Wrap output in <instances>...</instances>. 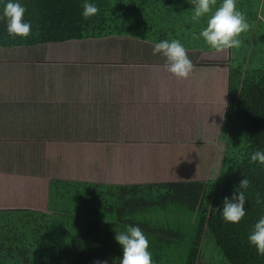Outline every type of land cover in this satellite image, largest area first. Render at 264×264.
Returning <instances> with one entry per match:
<instances>
[{
	"label": "trees",
	"instance_id": "1",
	"mask_svg": "<svg viewBox=\"0 0 264 264\" xmlns=\"http://www.w3.org/2000/svg\"><path fill=\"white\" fill-rule=\"evenodd\" d=\"M20 2L31 34L8 37L0 21V50L123 37L153 46L177 39L187 52L215 53L195 38L207 17L193 22L188 0H92L99 13L88 20L81 15L83 0ZM236 2L250 29L242 46L229 50L225 151L217 178L159 184L51 179L46 211L0 209V264H119L123 251L115 231L128 224L147 236L152 264H199L207 232L229 264H264L247 240L264 216V206L255 203L257 193L264 195V167L250 163V154L264 148V0ZM244 176L251 181L246 216L238 225L225 223L214 208L231 198Z\"/></svg>",
	"mask_w": 264,
	"mask_h": 264
},
{
	"label": "rangeland",
	"instance_id": "2",
	"mask_svg": "<svg viewBox=\"0 0 264 264\" xmlns=\"http://www.w3.org/2000/svg\"><path fill=\"white\" fill-rule=\"evenodd\" d=\"M152 49L153 45L133 38L72 41L25 50L23 64L3 62H16L17 59L11 57V50L0 51V100H8L9 96L42 106L57 101L52 88L58 82V74H63L69 67L73 69L69 75H73L78 67L81 66V70L93 65L91 71L95 77L109 78L118 64L130 62L135 65L140 62L136 67H129H134L130 75L143 73L144 84L151 83L153 96L152 106L147 107V120L152 119L149 123L136 130L110 131L115 140L121 139L120 133L121 137L128 135L127 142L119 146H123V153L113 151V147H110L113 152H109L107 147L111 143L101 142L109 139L105 131H99L89 143L65 137L68 143L47 148L41 145L29 148L12 139L16 137L13 133L9 138L12 140L0 138V209L46 211L51 179L107 183L106 172L111 170L123 172L126 175L124 181L129 184L217 178L225 151L221 132L229 105L231 52L187 53L193 64L192 73L187 79H177L166 70L165 58L153 55ZM17 52L20 51L14 53ZM31 55L36 61H28ZM48 65L52 67L47 68ZM124 83L116 82L114 87L103 88V92L122 90ZM166 89L169 90L165 93ZM172 95L175 103L190 104L192 116L189 120L191 113L186 105L174 109L169 104L168 108L164 107L163 103ZM66 96H72V92ZM159 101H163V108ZM160 114L166 116V120L161 121ZM0 134L5 135L1 130ZM32 154H35L33 160ZM28 158L30 161L22 160ZM199 264H229L209 232L203 241Z\"/></svg>",
	"mask_w": 264,
	"mask_h": 264
},
{
	"label": "crops",
	"instance_id": "3",
	"mask_svg": "<svg viewBox=\"0 0 264 264\" xmlns=\"http://www.w3.org/2000/svg\"><path fill=\"white\" fill-rule=\"evenodd\" d=\"M38 48L13 49L10 54L11 57L17 59L16 62H13V60H3V62L23 64L25 63L23 52L25 50H37ZM15 50L20 52L14 53ZM29 59L28 61L34 62L35 56L31 55ZM41 62L43 61L41 60ZM46 62L47 60L44 63ZM139 63L136 65L133 62L128 65L125 63L118 64L114 75H110L109 78L95 77V73L91 71L94 69L93 65H88V67H84L81 70L79 69L81 68L80 66L74 70L73 75H69L73 70L69 67L63 74H58V82L52 88V92L56 94L57 101H51L42 106L31 102L14 100L7 96L8 100H0V130L5 134H0V138L9 139L13 133L16 137L12 139L20 144L27 145L29 148L37 145L46 146L47 148L57 143H68L64 139L65 137H73L89 143L91 138L94 140L93 137L99 131H105V136L109 139H102L101 142L111 143L107 147L109 152H113L115 149V152L123 153V146H119L127 142L126 137L128 135L124 137L122 134L121 137L120 133L118 137L121 139L115 140L110 131H129L133 128V130H136L137 127L146 125L152 120H147V107L153 104L151 83L148 85L144 84V74H140V71L139 74L130 75V72ZM130 66L134 67L129 68ZM46 67L50 68L52 65ZM119 81L125 82L124 89L111 93L103 92V88L112 87L113 84ZM135 81H138V84H135ZM168 90L166 89L165 93ZM68 92H72V96L67 97ZM2 96L6 97L5 95ZM162 102H158L161 108H163ZM168 104L173 109L183 105L181 102L175 103L173 95L169 96L163 103L165 108H168ZM185 105L189 109L190 104H184L183 108ZM184 111L183 113H185ZM189 113L191 115L188 120L192 116L191 108ZM160 117L162 118L161 121L167 118L166 116H161V114ZM166 134L165 138H167ZM163 135L164 133H162ZM12 142L14 143V141ZM174 142H176V139ZM110 147H113V151ZM115 147L118 148L116 149ZM36 151H39V149ZM47 152L50 151L47 150ZM34 155L32 154L31 156L32 160ZM22 160L27 162L30 161V158ZM38 160H43V158ZM123 160L124 158L121 159L122 166L124 164ZM106 176L109 180L107 183L129 184V182L124 181L125 178L123 177L126 175L123 172L119 174V171L111 170L106 172Z\"/></svg>",
	"mask_w": 264,
	"mask_h": 264
},
{
	"label": "clouds",
	"instance_id": "4",
	"mask_svg": "<svg viewBox=\"0 0 264 264\" xmlns=\"http://www.w3.org/2000/svg\"><path fill=\"white\" fill-rule=\"evenodd\" d=\"M192 5V20L199 22L207 17L206 26L201 29L197 40L204 43L215 53L228 50H238L242 46V35L247 33L250 25L243 12L237 8L236 0H222L216 7L217 0H188ZM215 8V12L212 9ZM82 17L88 20L99 13V8L92 0H83ZM27 9L20 0H0V21L5 23L8 37L26 39L31 34V22L26 16ZM153 55L165 58L166 70L177 79H187L193 70V64L187 50L177 39H165L155 42ZM250 163L257 167H264V148H258L250 154ZM251 181L244 176L239 186L234 190L231 198L225 197L221 208H214L225 223L238 225L246 216L248 204L247 192ZM255 203L264 206V195L256 194ZM115 240L122 247L123 256L119 264H152V254L149 250V240L139 226L128 224L124 230L115 231ZM248 244L256 250L260 257H264V216L252 226L247 237ZM108 264V261L98 262Z\"/></svg>",
	"mask_w": 264,
	"mask_h": 264
}]
</instances>
